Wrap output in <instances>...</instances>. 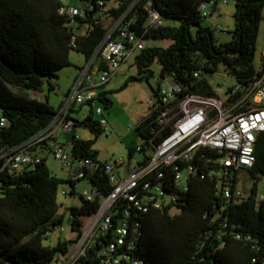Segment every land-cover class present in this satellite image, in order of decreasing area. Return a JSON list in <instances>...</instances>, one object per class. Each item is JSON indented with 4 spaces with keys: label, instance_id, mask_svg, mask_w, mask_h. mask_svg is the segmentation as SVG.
Here are the masks:
<instances>
[{
    "label": "trees",
    "instance_id": "trees-1",
    "mask_svg": "<svg viewBox=\"0 0 264 264\" xmlns=\"http://www.w3.org/2000/svg\"><path fill=\"white\" fill-rule=\"evenodd\" d=\"M132 1L120 0L106 9L107 3L101 6L96 0H85L83 6H76L81 14L72 16L61 9L75 5L62 0H0V117L7 120L6 125L0 126V153L27 140L53 119L57 108L33 92L43 90L44 86L56 89L54 80L60 69L71 64L72 49L84 53L88 60L105 37L110 22ZM148 1L163 17V24L155 28L144 27L148 18L144 5ZM209 1L139 0L130 13L136 17L132 27L145 39L172 42L165 47L146 45L140 50L135 57L139 74L130 76L125 85L154 76L150 66L155 61L161 66L159 79L172 77L187 93L216 95L205 74L216 72L220 64L236 81L249 82L258 71L254 57L264 0H235V25L230 40L224 42L216 38L215 28L203 24L207 16L202 14L201 4ZM100 67L106 64L101 61ZM199 68L203 73L196 78L194 71ZM155 96L157 100L158 89ZM98 100L106 108L113 103L106 91L98 93ZM87 104L90 112L83 120H75L78 127L88 128L94 138L73 135L70 141L71 153L76 158H91L94 162L92 168L85 169V177L60 178L51 172L45 157L33 166L1 172L0 264H51L70 250L72 239L59 238L54 245L45 244L54 228L64 221L58 200L62 183L69 185L67 194L77 193L80 180H88L97 191L92 200L79 193L80 205L69 207V223L77 234L75 241L84 233L85 217L95 215L103 199L114 190L104 170L105 161L98 158L94 148L104 127L95 118L92 104ZM162 109L151 108L135 127L141 149H137L138 144L129 147V156L140 154L139 164L150 157L154 144L169 133L168 130L161 137H154L159 126L156 117ZM223 154L214 148L200 147L191 160L160 166L158 171L163 177L149 175L141 179L135 189L138 198L143 195L141 188L146 180L161 182L164 190L173 192L177 190L176 166L182 169L192 164L196 170L188 180V189L178 191L175 203L160 208L150 205L143 211L123 195L118 197L108 210V230L99 233L95 245L78 261L115 264L113 258L118 256L121 264H264V201L256 198L255 181L264 174V132L257 135L254 166L235 170L229 179L214 173L217 159ZM243 169L253 173V186L248 195L237 196L235 191ZM226 182L230 196L223 190ZM174 206L180 211L173 213ZM126 219L129 233L124 243L118 245L117 229ZM114 243L116 248L110 251Z\"/></svg>",
    "mask_w": 264,
    "mask_h": 264
},
{
    "label": "built area",
    "instance_id": "built-area-1",
    "mask_svg": "<svg viewBox=\"0 0 264 264\" xmlns=\"http://www.w3.org/2000/svg\"><path fill=\"white\" fill-rule=\"evenodd\" d=\"M138 1L133 0L117 18L110 22L105 37L81 67L53 119L27 140L8 147L0 153V174L6 169L21 170L39 163L42 156L38 154V150L44 147L49 148L55 157L68 168L67 178L71 180L85 177V169L94 166L91 158L78 159L72 153H66L64 149L67 143L70 145L71 140L63 142L59 138L68 133L72 134V137L73 135L79 136L77 121L71 115L72 109L77 104L91 103L94 113L102 115L100 118L102 126L104 127L108 123L103 108L95 106L98 101L99 89L110 81L132 55L137 54L146 46V39L136 28L132 27L136 18L135 14L130 16ZM215 1L210 0L201 4L204 16L210 14L207 6L213 5ZM221 1L228 2V0ZM96 3L104 6L107 0H96ZM144 8L148 12L144 27L155 28L163 24L161 13L153 8L151 1H148ZM61 10L67 11L72 16L81 14V9L76 6L62 7ZM216 28L222 29L221 25H216ZM101 61L106 64V67H100ZM95 68L100 70L97 80L93 74ZM202 73V69L199 68L194 71V77L200 78ZM161 81L162 83L157 86L159 98L152 104L149 112L151 108L154 110L163 108L156 117L159 126L154 137H161L163 132L169 130L168 135L160 143L154 144L150 157L144 163H138L126 178L121 179L117 171V168L124 163L123 158L114 162L105 161L104 170L114 185V190L103 199L104 203L102 202L98 212L93 215L96 216L95 221L86 233L85 227L83 235L76 241L78 244L75 250L73 252L69 250L65 255L52 261L51 264H83L78 260L95 245L99 233L108 230L111 222L108 210L122 195L143 211H147L150 205L160 208L163 204L177 202L178 191H186L188 180L196 173L192 164H188L182 169L176 166L177 190L173 192L164 190L161 182L153 180H146L143 183L141 198H138L137 191H135L140 185L141 179L149 175L156 178L163 177V173L158 171L162 165L191 160L200 147H209L224 153L217 159L218 166L214 170L218 176L229 179L235 170L254 166L257 135L264 132V62L249 82L236 81L234 85L230 86L225 98L203 93H187L182 84L173 78L170 79L169 76ZM6 124V118L0 117V126ZM128 128L131 130L134 125L129 123ZM104 132L108 134L111 131L105 128ZM137 149H141L140 144L137 145ZM255 181L257 183L256 198L258 201H264V174L259 175ZM223 190L226 196L231 195L228 182L223 186ZM69 191L68 187L63 189L62 193L67 194ZM81 193L85 198L92 200L97 191L90 186L84 188ZM235 195L242 196L243 194L238 188ZM127 214H129V210H127ZM128 233L126 219L117 229L118 245L124 243ZM115 248L116 244L114 243L110 245L109 250L114 251ZM113 262L121 264L118 256L113 258Z\"/></svg>",
    "mask_w": 264,
    "mask_h": 264
},
{
    "label": "rangeland",
    "instance_id": "rangeland-1",
    "mask_svg": "<svg viewBox=\"0 0 264 264\" xmlns=\"http://www.w3.org/2000/svg\"><path fill=\"white\" fill-rule=\"evenodd\" d=\"M65 4L83 6L85 0H62ZM120 0H107L106 9L116 6ZM209 14L204 20V25H209L215 28V36L219 42L228 41L231 38L230 31L234 28L235 19L234 13L236 9L235 0H228L227 3H223L218 0L217 7L213 9L212 4L207 6ZM263 19L260 23V32L256 41V52L254 57V65L257 70L262 66L263 52H264V8L262 11ZM216 25H221L222 29L216 28ZM172 41L169 39H146L147 46H168ZM136 54L132 55L128 61L122 65L119 71L112 76L110 81L103 85L99 90L106 91L107 95L112 99L113 103L111 107L106 108L104 103L100 100L96 101L95 106H101L104 111V115L108 118V123L105 128H108L111 132L106 134L101 133L94 142V148L98 150V158L101 161L114 162L117 159L123 158L124 163L121 164L117 171L121 179L126 178L130 172H132L140 160L141 155L135 153L132 157L129 156V147L140 143V137L135 133V125L143 120L149 113V108L156 101L155 90L162 81L159 79L161 71L160 64L155 61L150 68L154 71V76L149 79L134 80L128 85H125L128 78L132 75H138L139 70L135 62ZM71 64L63 67L58 71V77L54 80L57 84L55 90H49L47 86L43 89L52 95L51 103L57 104L58 95L62 91L66 90L72 83L73 76L76 72L80 71L81 67L86 62L85 54L76 49H72L70 52ZM99 72L97 68L93 70L95 79L99 78ZM206 79L215 91V94L220 98H225L227 90L230 86L234 85L235 78L228 73L224 64H220L216 72L212 74H205ZM170 79H172L170 77ZM33 92V91H31ZM77 106H79L77 104ZM85 113H89L91 107L88 104L80 105ZM71 114L81 118L80 114L72 111ZM96 119H100L102 115L95 114ZM134 125L133 129L128 128V124ZM79 136L84 139L94 138V134L86 127L82 126L78 131ZM60 140L66 142L65 138L60 137ZM64 151L68 154L71 153V145L67 143ZM38 154L45 157L47 165L51 172L56 176L66 179L69 173L67 167L63 162L56 158L53 152L49 148L44 147L38 150ZM253 186V173L249 170L243 169L240 173V181L238 184L239 189L243 195H248ZM68 183L64 182L60 185L58 200L60 203L59 214L64 213V221L62 225L56 226L52 234L45 240V244L54 245L58 239H72L74 240L69 249L73 252L78 243L75 239L77 234L72 231L69 223V207L72 205H80L81 198L79 193L84 188H89L90 183L88 180H80L76 185V194H63L62 190L68 188ZM104 203V202H103ZM180 209L173 207L172 212L177 213ZM96 216H88L84 219L86 227L85 233L95 221ZM63 227V229H62Z\"/></svg>",
    "mask_w": 264,
    "mask_h": 264
},
{
    "label": "crops",
    "instance_id": "crops-1",
    "mask_svg": "<svg viewBox=\"0 0 264 264\" xmlns=\"http://www.w3.org/2000/svg\"><path fill=\"white\" fill-rule=\"evenodd\" d=\"M216 7H217V6H216ZM78 73H79V71L76 72V74L73 76L72 83H73L74 79L76 78V76L78 75ZM72 83H71V85H72ZM71 85H70L66 90L62 91L60 95H58V98H57L58 100H57V104H56V105H53V104L51 103V101L53 100V99H52V95H51L50 93H47L44 89L41 90V91H34V92H33V95L36 96V97H38L39 99L47 100V101H48L51 105H53L55 108H58V107L61 105V103L63 102V100H64V98H65V96H66V93H67L68 90L70 89ZM149 109H150V108H149ZM72 111H75V112H77V114H80V115H81V118H79L78 116H75L74 114H71L72 117H73L74 119L83 120L84 117L87 115V113H85V112L83 111V108H82V106H80V105H79V106H76V107L74 108V110H72ZM80 128H81V127H78L77 133H78V131H79ZM61 137L65 138V140H67V141H70L71 138H72V134H70V133H68V134H63V135H61ZM80 137H81V136H80ZM81 138H82V137H81ZM89 139H90V138H89Z\"/></svg>",
    "mask_w": 264,
    "mask_h": 264
},
{
    "label": "water",
    "instance_id": "water-1",
    "mask_svg": "<svg viewBox=\"0 0 264 264\" xmlns=\"http://www.w3.org/2000/svg\"><path fill=\"white\" fill-rule=\"evenodd\" d=\"M71 140H72V138H71Z\"/></svg>",
    "mask_w": 264,
    "mask_h": 264
}]
</instances>
